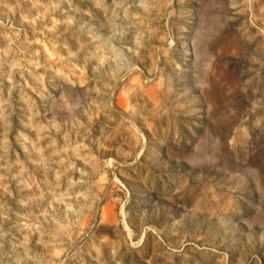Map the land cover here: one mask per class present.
Instances as JSON below:
<instances>
[{"label": "rangeland", "instance_id": "1", "mask_svg": "<svg viewBox=\"0 0 264 264\" xmlns=\"http://www.w3.org/2000/svg\"><path fill=\"white\" fill-rule=\"evenodd\" d=\"M0 264H264V0H0Z\"/></svg>", "mask_w": 264, "mask_h": 264}]
</instances>
